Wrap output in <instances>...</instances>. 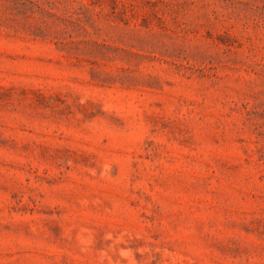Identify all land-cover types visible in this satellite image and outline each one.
<instances>
[{
  "label": "rangeland",
  "instance_id": "rangeland-1",
  "mask_svg": "<svg viewBox=\"0 0 264 264\" xmlns=\"http://www.w3.org/2000/svg\"><path fill=\"white\" fill-rule=\"evenodd\" d=\"M0 264H264V0H0Z\"/></svg>",
  "mask_w": 264,
  "mask_h": 264
}]
</instances>
